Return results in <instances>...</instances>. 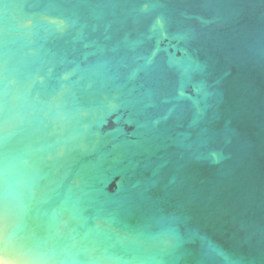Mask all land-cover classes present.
<instances>
[{"label":"water","instance_id":"water-1","mask_svg":"<svg viewBox=\"0 0 264 264\" xmlns=\"http://www.w3.org/2000/svg\"><path fill=\"white\" fill-rule=\"evenodd\" d=\"M0 264H264V0H0Z\"/></svg>","mask_w":264,"mask_h":264}]
</instances>
